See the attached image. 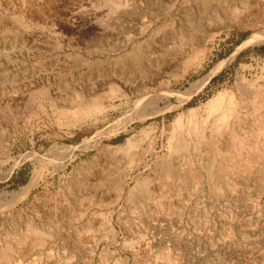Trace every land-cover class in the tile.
Listing matches in <instances>:
<instances>
[{
	"label": "rangeland",
	"instance_id": "obj_1",
	"mask_svg": "<svg viewBox=\"0 0 264 264\" xmlns=\"http://www.w3.org/2000/svg\"><path fill=\"white\" fill-rule=\"evenodd\" d=\"M263 6L264 0H0V252L27 226L47 238L11 264H264V153L249 176L234 175L237 188L218 192L204 168L213 150L199 145L191 166L202 187L186 178L181 198L155 219L150 203L116 198V173L129 171L131 156L99 152L88 141L152 92L168 93L161 107L176 104L190 84L232 57L181 109L132 122L128 133L103 144L119 145L150 124L161 130L221 92H264V44L243 46L264 23ZM203 117L199 122L210 124ZM234 120L236 134L249 128L248 117ZM171 136L167 130L164 142ZM185 155L176 156L181 169ZM111 211L112 234L102 224Z\"/></svg>",
	"mask_w": 264,
	"mask_h": 264
},
{
	"label": "bare ground",
	"instance_id": "obj_2",
	"mask_svg": "<svg viewBox=\"0 0 264 264\" xmlns=\"http://www.w3.org/2000/svg\"><path fill=\"white\" fill-rule=\"evenodd\" d=\"M244 9H248V6ZM260 13L259 15L261 17L259 16V18L262 20L264 19V6ZM233 20L235 19L232 18V23ZM261 23L259 26L257 25L259 27L258 33L250 36L243 46L253 43L264 44V26L262 25L264 23ZM197 58L198 55L191 59L196 60ZM232 59L233 57L223 64H218L206 76L190 84L175 100L176 104L171 103L161 107L160 103L170 100L167 98L168 93L161 91L152 92L147 97H144V100L140 103L132 106L125 116L88 140L92 144V147L99 152L113 151L131 156L129 171L119 170L116 173L118 177L117 184L115 185L117 199L126 195V200L131 202L133 206L138 207L150 203L151 209L149 210L152 214H155L157 217L155 219L166 216L167 214L165 213L171 209L170 206H172L171 201L173 198L177 197L178 199L181 195L180 191L184 188L183 185L187 183V181L184 182L186 178L192 180L196 189L202 187L203 181L201 176L191 166L193 158L199 156L201 153V151H198L199 145L203 146L207 144L213 150V160L210 162L206 159L204 168L211 173L209 177L215 181L213 187L218 192L223 187L229 190L237 188L238 185L235 182L234 175L248 174L249 176L250 173L255 171L256 166L261 164L263 159L260 160V158L264 153V114H261L264 110V92L259 87L255 91V94L253 93L254 95L249 98H243L237 93L230 96L227 92H221L204 105L190 109L186 113L179 114L167 127L163 126L161 130L155 124H150L148 127L127 137L119 145L106 146L103 144L104 139H111L120 133H128L130 131L129 126L132 122H144L150 118L162 115L167 111L181 109L186 101L208 80L215 76L223 66L228 65ZM125 89L128 92L133 90L131 88ZM200 117H203L204 121L209 120L210 124L203 121L199 122ZM232 117L236 121L241 120L242 117H248L249 120L247 123H249V128L245 131L237 128L236 134L234 124L238 122H235L234 119L232 120ZM228 120L234 122L231 123ZM167 130L172 136L165 143ZM225 136L228 141L226 146H223L222 140L224 139L222 138H225ZM260 140L262 141L260 142ZM158 149L161 152H158ZM181 153L186 154L183 160L184 162L181 161L185 169H181V165L178 164L179 160H176L178 159L176 156ZM217 162L219 165L216 169L219 174L212 175ZM40 174L41 169L34 171L30 183L22 190L24 195L27 194ZM77 214L79 215L80 211ZM112 215L113 213L111 211L102 220L105 230L111 234L113 233ZM27 227L21 238L17 239L15 237L16 239H13L10 237V241L7 240L8 244L6 248L0 252V264L16 262L15 260H20L24 257L22 255L28 249L41 247L43 244L45 245L46 235L44 232L31 226ZM92 245V249L90 248L91 260H93L94 252L98 249L96 242ZM136 252L138 251L136 250Z\"/></svg>",
	"mask_w": 264,
	"mask_h": 264
}]
</instances>
